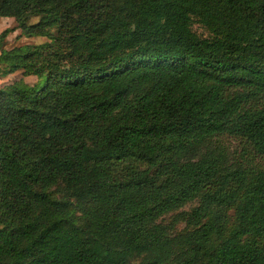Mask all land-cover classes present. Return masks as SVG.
<instances>
[{
    "label": "trees",
    "instance_id": "obj_1",
    "mask_svg": "<svg viewBox=\"0 0 264 264\" xmlns=\"http://www.w3.org/2000/svg\"><path fill=\"white\" fill-rule=\"evenodd\" d=\"M0 18V264H264V0Z\"/></svg>",
    "mask_w": 264,
    "mask_h": 264
},
{
    "label": "rangeland",
    "instance_id": "obj_2",
    "mask_svg": "<svg viewBox=\"0 0 264 264\" xmlns=\"http://www.w3.org/2000/svg\"><path fill=\"white\" fill-rule=\"evenodd\" d=\"M38 21L37 18H34L30 21V24H35ZM5 30H12L10 34L5 38L3 42V48L6 50L12 49L14 47H19L22 45H32V46H38L46 42L45 38H25L20 30L17 28V24L14 21V19H8V18H0V34L4 32ZM20 78L19 74L10 75L4 78H0V87L4 85H8L14 80H17ZM26 81L32 82L29 79Z\"/></svg>",
    "mask_w": 264,
    "mask_h": 264
}]
</instances>
